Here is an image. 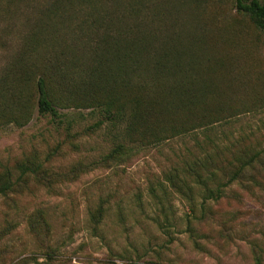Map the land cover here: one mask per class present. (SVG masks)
<instances>
[{
    "label": "rangeland",
    "instance_id": "rangeland-1",
    "mask_svg": "<svg viewBox=\"0 0 264 264\" xmlns=\"http://www.w3.org/2000/svg\"><path fill=\"white\" fill-rule=\"evenodd\" d=\"M39 1L17 3L16 12L8 7L4 11L0 4V74L21 45L24 14L38 9ZM110 3L64 4L71 27L58 29L59 33L70 39L81 36L70 29L81 18H89L93 9L109 12ZM118 3L114 34L136 22L139 29H151L160 39L178 43L186 58L200 59L189 73L198 74L195 90L206 111L199 108L186 117L212 113L215 124L208 132L244 137L248 147L262 150L261 161L248 168L243 184L233 183L220 199L208 200L204 218L198 221L193 217L202 210L201 193L195 192L193 213L165 180L168 171L190 158L186 147L197 152L192 134L134 152L125 161L99 165L115 139L104 124L84 131L102 118L98 110L58 108L60 114L54 117L35 107L26 124L0 123V171L10 169L15 179L17 165L29 159L39 162L51 177L38 183L30 176L20 191L0 195V226L12 223L0 240V264H264L263 33L236 9L235 0ZM128 4L136 6V16L122 10ZM5 24L12 26L9 35L2 31ZM195 130L201 134L203 129ZM161 186L166 189V200L161 201L169 207L164 214L154 196H162ZM100 203L103 214L95 223L91 213ZM36 209L45 214L47 234L29 229L28 217ZM47 249L49 255L43 254Z\"/></svg>",
    "mask_w": 264,
    "mask_h": 264
},
{
    "label": "trees",
    "instance_id": "trees-1",
    "mask_svg": "<svg viewBox=\"0 0 264 264\" xmlns=\"http://www.w3.org/2000/svg\"><path fill=\"white\" fill-rule=\"evenodd\" d=\"M27 1L5 0L3 4L0 0V4L4 11L8 7L16 12L15 4ZM70 1L40 0L38 9L24 14L26 28L21 45L0 74V123L26 124L35 107L40 114L54 117L60 114L58 108L98 110L102 118L84 131L92 132L104 124L115 139L111 149L97 161L99 165L119 163L134 152L192 134L190 139L197 152L186 147L190 158L183 159L181 167L168 171L165 180L185 198L193 213L195 192L201 193L202 210L193 219L203 220L206 202L220 199L233 183L243 184L248 168L261 161L262 150L248 147L244 137L230 139L226 134L208 132L215 124L212 113L193 119L186 117L200 108L195 90L196 82L200 84L198 74L189 73L200 63L197 56L186 58L178 43H170L166 37L160 39L158 32L151 29H139L136 22L130 27L124 25L114 34L112 25L117 18L114 9L121 8L118 0H110L109 12L93 9L89 18H81L70 29L80 32L79 38H65L58 29L71 27L64 6ZM235 7L264 35V0H235ZM122 8L136 16V6L128 4ZM58 24L62 26L57 28ZM11 30L8 24L2 27L5 35ZM196 128L203 129L201 134ZM17 168L15 179L10 169L0 171L1 196L20 191L30 176L38 183L51 177L37 161L26 159ZM161 189L162 196H154L164 214L169 207L161 201L166 200V189L162 186ZM102 214L100 203L91 219L98 223ZM28 226L34 234L48 233L43 210L36 209L30 214ZM11 227L10 222L0 226V240L9 234ZM187 227L194 231L190 220ZM45 252L49 255L48 249Z\"/></svg>",
    "mask_w": 264,
    "mask_h": 264
}]
</instances>
